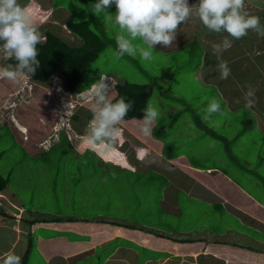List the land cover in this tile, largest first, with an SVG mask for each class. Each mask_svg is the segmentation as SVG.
I'll return each instance as SVG.
<instances>
[{
  "label": "rangeland",
  "instance_id": "374dc122",
  "mask_svg": "<svg viewBox=\"0 0 264 264\" xmlns=\"http://www.w3.org/2000/svg\"><path fill=\"white\" fill-rule=\"evenodd\" d=\"M52 1L56 9L45 11ZM96 2L19 0L29 15L37 7L36 13L42 17L49 12L45 23L36 25L42 34L49 29L65 36L64 21H89L107 41L93 64L102 77L122 84L156 79L164 90L187 100L224 138L194 128L187 111L166 140L180 159L156 166L153 149L157 147L136 135L135 123L120 122L116 141L93 146L99 165L105 163L111 170L93 164L92 159L80 164L72 158L67 143L78 156L87 147L86 134H90L96 111L92 96L84 92L70 98L62 88L57 93L53 86H59L60 79L44 85L30 81L29 76L18 77L15 83L3 79L0 173L10 177V184L0 194V205L4 204L17 220L29 218L30 213V220L37 221L31 223L33 234L28 239L34 244L29 258L21 264H76L77 260L66 255L77 248L70 244H80L84 249L93 242L88 235L76 232L88 229L109 231L100 235L105 239L120 236L104 247L97 245L93 255L91 252L80 258L77 264H124L118 262L123 257L127 264H134V259L137 264H264V37L250 30L245 37L232 40L227 50L215 52L213 45L221 43L227 33H210L193 16L179 26L171 47L155 45L152 60L142 61L139 49L136 57L125 54L117 59L116 28L102 20V14L93 13ZM188 2L193 5L198 0ZM245 10L261 17L264 26V0H245ZM115 11V5L108 9L111 14ZM68 38L72 44H81L71 35ZM132 43L138 44L139 38ZM220 61H226L231 69L227 79L219 78L216 66ZM248 86L255 90L250 107L243 99ZM112 97L110 93L108 100ZM160 98L158 92L151 98L160 117H168L172 108H182L181 103ZM213 99L219 100L221 112L209 116L205 109ZM247 119H255L256 129H241ZM153 125H145L143 120L138 123L140 129L147 126L149 132ZM117 142L123 147L118 149ZM185 158L203 170L194 171ZM207 168L211 170L207 172ZM12 201L22 213L8 208H12ZM69 221L75 230L67 228ZM40 238L59 239L53 244H63L57 248L65 252L45 255Z\"/></svg>",
  "mask_w": 264,
  "mask_h": 264
},
{
  "label": "clouds",
  "instance_id": "9594fccd",
  "mask_svg": "<svg viewBox=\"0 0 264 264\" xmlns=\"http://www.w3.org/2000/svg\"><path fill=\"white\" fill-rule=\"evenodd\" d=\"M112 5H115L116 8L114 14L108 12ZM40 6L45 8L43 3H40ZM37 9L39 8H36V12ZM49 10H53V1L50 8L45 9V11ZM92 11L100 17L102 14V20L107 19L116 28L114 55L117 59L122 58L125 54L136 57V50L139 49V58L142 61L152 60L155 45L171 47L176 39L179 26L193 16L210 33H227L223 36L221 43L213 45L215 52L227 50L232 46V40L245 37L250 30L258 36L264 37V26L261 25L260 18L245 10V0H198V3L193 5H189L188 0H97L92 5ZM36 12L29 15L19 0H0V42H3L2 45L0 44V66L2 67L3 63L5 66L7 65L0 68V81L5 79L15 83L18 81V77L35 75L36 69L40 66V61L37 58L39 56L37 45L44 37L36 25L42 26L49 12H46L43 17ZM41 20L42 22H40ZM65 31V36L61 37L70 41L68 36L73 37V35L68 30ZM137 38H139V43L134 45L132 41ZM10 59L15 61L14 66L11 63L8 64ZM217 59L219 60V57ZM216 67L220 79H227L231 75V69L226 61H220ZM208 71H212V69L210 68ZM54 79H60L61 82L59 86L54 85L53 89L57 93L63 91L62 79L56 76L50 82ZM116 83L115 80L102 77L91 86V89L85 91L86 94L92 96L96 111H94L93 120L90 122V134H86V142L91 145L88 146L85 143L84 145L87 147L84 151L92 149L98 153L93 146L111 142L113 139L116 141L115 137L120 131L116 126L124 120L132 108L133 101L125 103L126 97H120L114 102L108 100ZM64 91L66 92L65 89ZM65 96L77 97L68 93ZM254 97L255 90L248 86V91L243 96L246 107L253 105ZM205 111L209 116L220 113L219 100L209 101ZM158 116V108L149 100L148 106L144 109V124L155 122ZM141 132L145 136L150 135L147 126L141 127ZM117 145L115 146L118 149L123 147V143L117 142ZM103 151L109 153L105 148ZM146 154L143 153L145 158L148 156ZM161 157L162 155L157 154L156 166L163 162ZM21 262L22 257L15 252L10 251L0 255V264H21Z\"/></svg>",
  "mask_w": 264,
  "mask_h": 264
},
{
  "label": "trees",
  "instance_id": "16d2710c",
  "mask_svg": "<svg viewBox=\"0 0 264 264\" xmlns=\"http://www.w3.org/2000/svg\"><path fill=\"white\" fill-rule=\"evenodd\" d=\"M25 1L27 2L29 0ZM53 8L56 9L55 3H53ZM261 14L262 16H264L263 13ZM55 18H57V16ZM259 18L261 19V17ZM64 22L67 30L73 35L75 39L80 40L81 44H72V42H69V40L56 35L49 29H45V31H43V37L45 41L44 43H39L37 45L39 49V56L37 58L40 61V66L36 69L35 75L29 77L32 82L44 85L48 84L54 77L59 76L62 79V84L64 89L66 90V93L71 96H78L91 89V86L102 78V75L99 73V71L93 68V64L99 58L100 53L106 48L107 41L99 32L92 28L91 23L87 20L82 22L68 20ZM2 43L3 42H0L1 45ZM9 63L13 64V66L15 65V61L12 59L8 61V64ZM168 90H171V88H168ZM156 92H158L159 96L161 97L160 99L165 100L166 102L170 101L181 103L182 108H172L173 112H171V114L169 115L171 117L159 116L156 120V123L153 122L154 127L153 130L150 131V135L145 136L141 132V129L138 127V123L143 120L144 109L148 106V101L151 100ZM111 94L113 95L112 99L110 100L112 102H114L116 99H119L120 97H126L125 103L133 101L131 110L126 114V117L121 122L127 124L135 123L133 129H135L137 135L142 138H150L149 136H151L152 139L164 143L161 157L164 163L163 165H167V163H170L169 161H172L173 159L178 160L181 157H179V154L173 153L174 151L171 148V144H167L166 140H168V138L173 135L172 130L176 128L177 123L180 122L179 120L187 111H189L192 120L195 123L194 128L203 132H214V130L211 129V126L208 125V122L204 119V117L198 115L192 105L187 102V100L180 99L172 95L170 92L164 90L163 86L158 83L156 79L151 78L149 79L148 83L143 84L130 82H125L122 84L120 82H117ZM258 124H260V122H258ZM191 126L192 124L188 125L190 129ZM256 127L257 123L255 119H247L242 121L241 129L244 128L245 131H253L254 129H256ZM214 133L216 134V137L221 139L224 138L217 132ZM190 134H193L192 130H190ZM261 135L262 139L264 140V132H262ZM67 146L69 147L71 156L75 160V162L83 164L88 159H92L93 164L96 165L97 163L99 165V162L96 158V151L92 149H86L80 156H78L75 153L76 150H74L72 146L70 148L69 142L67 143ZM185 159L189 162L193 170H203L199 166L191 165L190 161L187 158ZM261 160L263 161L264 158ZM99 166L110 169L108 168L109 166L106 165ZM114 168L124 169L120 168L119 166H114ZM208 170L211 169L207 168L206 171ZM9 184L10 177L5 178L0 173V194L6 190ZM29 219H32L31 214ZM44 221L45 220H43L42 222ZM29 222L30 224L37 223L34 218L33 220H29ZM29 242L30 245L27 256H29V252L34 244L31 240H29ZM27 259L28 258H25L23 262L25 263Z\"/></svg>",
  "mask_w": 264,
  "mask_h": 264
},
{
  "label": "crops",
  "instance_id": "0c3cea01",
  "mask_svg": "<svg viewBox=\"0 0 264 264\" xmlns=\"http://www.w3.org/2000/svg\"><path fill=\"white\" fill-rule=\"evenodd\" d=\"M134 128V127H133ZM136 132V131H135ZM137 135V132H136ZM150 140V142L152 143V145H154L155 147H157L156 149H153L154 152H156L158 155H162V148L164 143H161L157 140H154L151 138H145ZM152 139V140H151ZM193 169V168H192ZM197 171V170H194ZM210 171V170H208ZM207 171V172H208ZM177 179V178H176ZM178 180V179H177ZM183 181V180H181ZM187 180H185L186 182ZM184 182V181H183ZM8 203L9 200H8ZM14 201H12L11 203V207H8L10 210L12 211H16L17 213H22V209L17 208L18 206L15 204H13ZM28 213V212H27ZM30 216V213H28ZM18 216H20L18 214ZM30 218V217H29ZM29 218H24L23 216L20 218L19 220L16 219V216L13 215V213L11 211H6L4 204L0 205V255H2L3 253L6 252H15L17 255L22 257V262L25 258H29V256H27V252L29 249V236L33 234V226L30 224L29 222ZM72 221H77L72 220ZM72 221H69L70 225H67V228H72V229H76V226H72ZM49 223V222H46ZM80 225V224H79ZM51 226L50 224L48 225V227ZM62 226V225H61ZM61 228V227H60ZM76 232L78 234H82V235H88L89 237L93 238V242H88L87 244H85L84 249H80V244H70L72 246H77V248H73V250L71 251L70 255H66V257L68 258H72L76 261V264L79 262L80 258H85L87 257L91 252L93 255L95 253V251L98 249L99 246H106L107 243H109L110 241H112L115 238H118L120 235H116L115 237H110L108 239H105V236H100L102 235H108L109 231L107 230H103V229H99L98 231H92L91 229L87 230V231H78L76 230ZM101 232V233H100ZM59 238L61 236H58ZM103 237V238H102ZM52 238H57V237H52ZM52 238H50L48 241L43 240L42 238H40V242L43 243L41 244V249H42V253H44L45 255H48L50 252L52 255H55L57 253L60 252H65V249L59 250L57 248V246H62L63 244H53L56 242H59L60 240H53ZM98 238H102L98 244H96V240ZM64 241V239H63ZM65 242H68L67 238L65 239ZM69 245V244H68ZM100 248V247H99ZM30 253V252H29ZM117 253H121L120 251H118ZM127 256V255H125ZM119 257H121V255H119ZM129 257V255L127 256ZM108 260V259H106ZM125 260V257H123L121 260H119L118 262H122L124 264H127V261H123ZM127 260V259H126ZM129 261V260H128ZM130 262V261H129ZM134 264H137V262H135V259L133 261ZM152 263H156V262H152Z\"/></svg>",
  "mask_w": 264,
  "mask_h": 264
}]
</instances>
